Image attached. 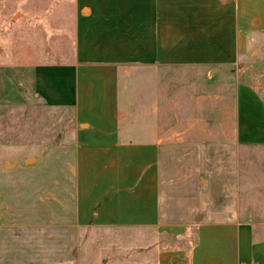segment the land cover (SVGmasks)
Returning <instances> with one entry per match:
<instances>
[{
    "label": "crops",
    "instance_id": "crops-1",
    "mask_svg": "<svg viewBox=\"0 0 264 264\" xmlns=\"http://www.w3.org/2000/svg\"><path fill=\"white\" fill-rule=\"evenodd\" d=\"M75 23L72 52L31 67L28 94L73 114L77 227L136 230L154 264H264V222L173 224L160 205L163 153L264 146L263 105L229 72L264 33V0H75Z\"/></svg>",
    "mask_w": 264,
    "mask_h": 264
},
{
    "label": "rangeland",
    "instance_id": "rangeland-1",
    "mask_svg": "<svg viewBox=\"0 0 264 264\" xmlns=\"http://www.w3.org/2000/svg\"><path fill=\"white\" fill-rule=\"evenodd\" d=\"M75 24V0H0V264H154L136 230L77 227L73 114L29 98L31 67L70 55ZM229 72L264 108V33ZM191 75L163 79L165 93ZM161 164L171 223L264 222V146L183 147Z\"/></svg>",
    "mask_w": 264,
    "mask_h": 264
}]
</instances>
